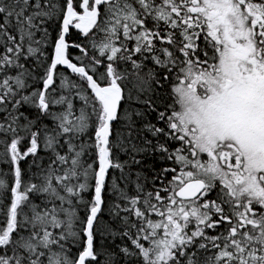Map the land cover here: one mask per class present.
Here are the masks:
<instances>
[{"label":"snow or ice","instance_id":"6c2138e0","mask_svg":"<svg viewBox=\"0 0 264 264\" xmlns=\"http://www.w3.org/2000/svg\"><path fill=\"white\" fill-rule=\"evenodd\" d=\"M0 264H264V0H0Z\"/></svg>","mask_w":264,"mask_h":264}]
</instances>
